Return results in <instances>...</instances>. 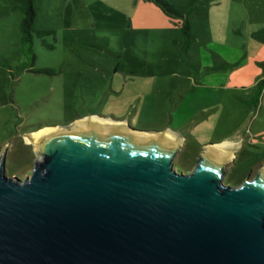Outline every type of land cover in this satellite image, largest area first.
<instances>
[{"label":"rangeland","instance_id":"374dc122","mask_svg":"<svg viewBox=\"0 0 264 264\" xmlns=\"http://www.w3.org/2000/svg\"><path fill=\"white\" fill-rule=\"evenodd\" d=\"M168 1L183 15L151 0H36L32 56L21 44L26 0H0V160L8 176H30L42 158L27 134L92 114L176 129L184 138L178 172L194 170L202 144L230 139L239 145L224 182L258 174L264 0ZM186 19L192 37L181 28ZM42 29L53 33L40 37Z\"/></svg>","mask_w":264,"mask_h":264},{"label":"water","instance_id":"95a60500","mask_svg":"<svg viewBox=\"0 0 264 264\" xmlns=\"http://www.w3.org/2000/svg\"><path fill=\"white\" fill-rule=\"evenodd\" d=\"M91 116L45 125L30 176L0 160V264H264V163L228 185L206 143L178 172L177 135Z\"/></svg>","mask_w":264,"mask_h":264},{"label":"trees","instance_id":"16d2710c","mask_svg":"<svg viewBox=\"0 0 264 264\" xmlns=\"http://www.w3.org/2000/svg\"><path fill=\"white\" fill-rule=\"evenodd\" d=\"M35 1L36 0H26L25 4V13L21 21L20 25V31H21V44L22 48L25 52H30L32 56H35V51H34V40H35V35H34V23L37 15V10L35 6ZM153 3H155L159 8H161L166 14L174 17V15H179L182 16V12L175 7L172 3H170L168 0H151ZM66 23L69 19V11L66 13ZM181 28L184 33H186L189 37H192L191 33V22L186 19L182 25ZM38 36L43 37L46 34L53 33L52 30L48 29H42L36 31ZM44 41V40H43ZM45 42V41H44ZM257 85L259 86L258 90V97L254 99V102L259 99V96L264 88V77H262L258 82ZM257 104V102H256Z\"/></svg>","mask_w":264,"mask_h":264},{"label":"bare ground","instance_id":"6f19581e","mask_svg":"<svg viewBox=\"0 0 264 264\" xmlns=\"http://www.w3.org/2000/svg\"><path fill=\"white\" fill-rule=\"evenodd\" d=\"M91 117L92 118L102 119V120L113 122V123H118V124H128L126 120H114V119L109 118V117L103 118V117L97 116L96 114L94 116H91ZM41 129L42 128L38 129L35 132L27 134L26 135L27 140L29 142H31V140L40 132ZM165 133H173V134L177 135L178 137H180L182 139V141H183V137L180 134H178L177 132L173 131L172 129H166ZM215 145L232 149L233 150L232 153L234 155V150L239 144H238V142L231 141V140H222L221 142L216 143Z\"/></svg>","mask_w":264,"mask_h":264},{"label":"crops","instance_id":"0c3cea01","mask_svg":"<svg viewBox=\"0 0 264 264\" xmlns=\"http://www.w3.org/2000/svg\"><path fill=\"white\" fill-rule=\"evenodd\" d=\"M92 115H95V114H92ZM96 115H98V114H96ZM107 117H111V116H107ZM121 120H126L125 118L124 119H121ZM169 129H172L173 131H175V132H177L176 131V129H173V128H170L169 127ZM178 133V132H177ZM181 135V134H180ZM182 136V135H181ZM183 137V136H182ZM183 140H184V138H183ZM224 140H226V139H224ZM230 140V139H229ZM182 143H183V141H182ZM215 143H218V142H215ZM233 157H234V155H233Z\"/></svg>","mask_w":264,"mask_h":264}]
</instances>
